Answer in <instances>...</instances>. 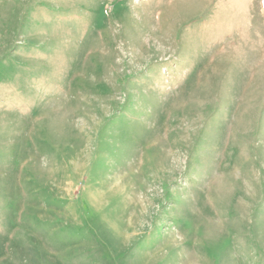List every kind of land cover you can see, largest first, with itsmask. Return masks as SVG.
<instances>
[{"label":"rangeland","instance_id":"374dc122","mask_svg":"<svg viewBox=\"0 0 264 264\" xmlns=\"http://www.w3.org/2000/svg\"><path fill=\"white\" fill-rule=\"evenodd\" d=\"M0 264H264V0H0Z\"/></svg>","mask_w":264,"mask_h":264}]
</instances>
